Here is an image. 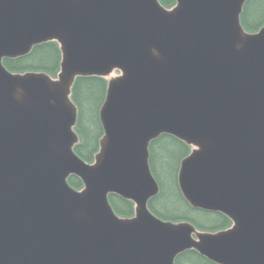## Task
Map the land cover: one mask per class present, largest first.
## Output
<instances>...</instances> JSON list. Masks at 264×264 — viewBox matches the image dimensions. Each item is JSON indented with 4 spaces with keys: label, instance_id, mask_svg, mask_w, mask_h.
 <instances>
[{
    "label": "water",
    "instance_id": "1",
    "mask_svg": "<svg viewBox=\"0 0 264 264\" xmlns=\"http://www.w3.org/2000/svg\"><path fill=\"white\" fill-rule=\"evenodd\" d=\"M173 1L0 0V264H175L189 250L264 264V25H242L248 0ZM49 42L55 75L4 65ZM80 77L106 81L91 162L74 150ZM162 135L190 148L184 200L229 227L149 209L160 191L149 146Z\"/></svg>",
    "mask_w": 264,
    "mask_h": 264
},
{
    "label": "trees",
    "instance_id": "2",
    "mask_svg": "<svg viewBox=\"0 0 264 264\" xmlns=\"http://www.w3.org/2000/svg\"><path fill=\"white\" fill-rule=\"evenodd\" d=\"M171 6L173 0H160ZM241 23L248 31H256L264 25V0H248L243 7ZM60 52L53 42L35 46L31 53L15 60H4V65L13 72L27 70L43 71L55 75L59 68ZM106 81L99 77L77 78L72 89V100L78 109L76 132L80 142L76 153L85 161H92L98 150L102 135L99 109L104 101ZM149 163L153 176L160 187L159 194L149 201V209L158 217L171 221H188L204 231L225 229L230 225L226 216L192 208L182 197L177 185L180 161L189 153V147L174 137L162 135L149 146ZM69 183L80 188L78 178L71 176ZM109 201L115 211L123 217L133 214L131 202L110 195ZM175 264H213L196 251L189 250L177 256Z\"/></svg>",
    "mask_w": 264,
    "mask_h": 264
}]
</instances>
